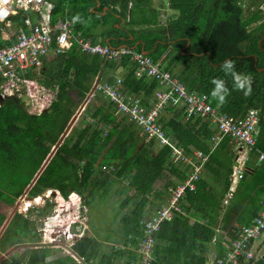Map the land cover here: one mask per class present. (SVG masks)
<instances>
[{
	"label": "trees",
	"instance_id": "16d2710c",
	"mask_svg": "<svg viewBox=\"0 0 264 264\" xmlns=\"http://www.w3.org/2000/svg\"><path fill=\"white\" fill-rule=\"evenodd\" d=\"M49 1L55 4L53 20L74 18L79 31L104 45L110 40L109 44L115 47L125 43L138 52L151 51L148 55L170 70L189 90L213 97L216 85L212 81H223L226 101L221 104L213 97V105L220 112L235 117L244 116L251 108L259 109L257 147L264 151V40L260 46L264 37V13L259 9L264 0L249 5L247 11L243 8L245 0H170V8L179 14L165 23L161 22L157 8L138 12L140 4L151 0ZM98 1L101 7L96 6ZM105 4L110 10L103 15ZM167 8L168 1L162 10ZM27 16L23 10L10 18L16 34L19 28L25 27ZM123 19L126 22L116 27ZM143 19H147L150 26H138ZM4 23L0 21L1 46L5 42L2 39ZM140 39L144 40L145 47L141 42L137 45ZM6 43L12 44L11 41ZM226 61L232 62L234 72L251 77L250 94L245 95L247 85L243 89L236 86L233 72L224 67ZM119 68L124 72L127 92L146 98L145 103L150 105L154 93L161 87L158 80L136 77L135 64L129 56L106 62V58L87 53L77 44L62 53L51 51L44 64L37 67L35 77L39 88L45 91V87L55 94L41 114H30L25 109L32 108L36 102L27 85L15 96H5L7 93L0 87V203L15 207L88 97L69 135L46 167L45 177L41 176L26 195L38 198L52 189L50 183L56 185L55 189L64 198L78 193L84 210L89 209L95 196L101 194L100 198L104 199L115 193L119 202L117 216H122L125 224L124 239L132 235L129 240L137 243L144 237L142 221L168 203V188L178 183L173 177L181 181L187 169L182 170V165L173 161L168 145L163 146L154 138L149 140L144 131L128 120V115L121 116L117 112L116 103L103 89ZM1 79H7L2 71L0 82ZM159 120L167 134L187 153L210 150L212 137L217 132L211 117L187 118L180 104L166 105ZM232 150L233 139L224 137L207 162L196 190H188L182 198V210L162 223L155 235L152 264H205L203 253L216 234L217 220H241V227L248 226L250 223L244 220H253L261 210L264 164H248L244 178L226 206L221 196L214 193L215 184L222 186L221 195L230 188ZM21 164L30 166L29 171ZM55 208L53 201L46 200L43 206L28 208L24 213L16 210L0 238V255L16 245L19 250L2 264H80L72 255L50 259L56 251L62 250L42 243L38 221L51 219ZM6 219L0 211V228ZM224 228L231 239L237 238L241 231L238 226L224 225ZM87 235L85 230L70 247L71 251L83 258L91 254L90 264H105L96 262L99 255L96 239L94 235ZM137 261L138 254L125 248L115 253L109 264ZM248 264H264V255Z\"/></svg>",
	"mask_w": 264,
	"mask_h": 264
},
{
	"label": "built area",
	"instance_id": "2783aa9c",
	"mask_svg": "<svg viewBox=\"0 0 264 264\" xmlns=\"http://www.w3.org/2000/svg\"><path fill=\"white\" fill-rule=\"evenodd\" d=\"M55 4L49 0H0V21L11 25L10 18L19 11L32 13L38 20L34 23L33 18L28 14L25 19V27L18 29L15 42L7 48H0V71L10 78L4 88L5 93L22 90L21 78L13 69L17 63L22 72L30 67H41L43 59L50 51L57 53L65 52L74 44L79 45L83 51L97 54L108 59H118L125 55L134 54L139 60L141 69L148 75L156 77L165 84L167 90L158 92L156 103L146 108L138 100H130L126 93L120 88L122 79L118 77L115 81L106 82L104 92L111 96V99L118 106V112L128 115L131 121L136 122L144 128L149 138L157 139L163 146L169 145L172 148V157L176 162L187 164L192 171L178 184L171 185L168 189V203L162 205L150 218L142 221L144 237L139 243V264H152L153 248L156 232L162 223L171 220L175 212L181 211V200L188 190H195L197 182L201 179L204 166L210 157V153L197 149L187 153L184 147H177L171 143L160 122L162 109L168 104L185 102L187 116L212 115L224 135L231 136L235 142V171L233 180L242 178L248 168V161L254 153H257L258 118L255 114L244 119H234L219 114L215 107L210 104L208 95L198 94L187 90L184 83L173 77L169 72L163 71L155 65L148 55L137 54L131 48L113 49L109 45L94 43L90 37H86L81 31L76 30L75 19L52 20V12ZM33 11V12H32ZM30 27V31L27 30ZM29 87L30 94L36 98L31 111L42 112L52 101V93L45 87V91L39 88V84L30 79L23 78ZM222 136L217 139L220 141ZM258 162L264 163V152L257 153ZM70 235L72 233H69ZM264 235V201L262 208L248 226L242 227L237 238L226 243V253L223 258L217 260L218 264H248L250 260H256L262 256L255 247V241ZM78 262L83 257L73 255Z\"/></svg>",
	"mask_w": 264,
	"mask_h": 264
},
{
	"label": "rangeland",
	"instance_id": "374dc122",
	"mask_svg": "<svg viewBox=\"0 0 264 264\" xmlns=\"http://www.w3.org/2000/svg\"><path fill=\"white\" fill-rule=\"evenodd\" d=\"M165 6L167 7V1L165 3ZM246 7L247 6L243 3L244 10H246L245 9ZM260 10L264 11V7H261ZM112 48L113 49H123V48L127 49L128 47L121 46V47H112ZM134 51L137 54L147 55V54H144L143 52H138L136 50H134ZM97 54L100 55L99 53H97ZM125 56H129L131 58V60L134 62V64H135L134 72H135L136 77H138V78L150 77L151 79L158 80L156 77L148 75L146 72H144L141 69L140 64H139V60L135 57L134 54L125 55ZM125 56H123V57H125ZM151 59L153 60L155 65L159 66L163 71L169 72L173 77H176L171 71L162 67L160 62H155L152 57H151ZM159 83H160L161 87H160V89H158V91H156V95L154 98V104L156 103V101L158 99V92L167 90V87L165 84L161 83L160 81H159ZM96 86H97L96 83H94V88H96ZM120 88L126 93L124 83H123V79H122V84H121ZM117 108H118V106H117ZM60 139H61V137L53 145V147L51 148V152L48 154L46 159L43 161V163L41 164V166L39 167V169L35 173L34 177L32 178V181L26 187L24 193H26V192L29 193L31 188L35 185V183L37 182V180L41 176L45 177L44 172H45L46 167L48 166V164L50 163L52 158L57 155L58 151L60 150V147L63 145L64 140L62 141L61 144H59ZM148 139L151 140L152 138H148ZM48 159H49V161L47 162ZM21 167L24 168L28 172L30 166L27 167V166H24L21 164ZM42 185H45L44 179H42ZM48 185H50L52 187V189H50L49 193H45L44 195H46L49 200L54 201V205L57 206V213L55 214V217L49 219L48 224H45L43 220L38 221L40 231H41V235H42V243H43V245L50 244L52 248H55V249L59 248L60 250H62L60 253H58L56 251L55 255H51L50 259H54L58 255L59 256L74 255L73 252L71 251L73 249L72 248L70 249V247L76 242V240L78 238H81L83 236L84 232L81 231V232H78L77 234H75V233H72L71 235L69 234L67 224L69 222H73V220H77V216L74 213L75 208L73 207V210L68 212V208L66 207V205L67 204H68L67 206L70 205L69 204L70 197L64 198L61 195V193L59 192V190L55 189L56 185L53 186L50 183H48ZM44 195H42L41 198L38 197V198L31 199V200H29V198H27V195H26V197L21 198V200L19 202V206H18L19 211L20 212L21 211L27 212L28 208L43 206L45 204V201L48 200V199H46V200L44 199ZM116 195L117 194H115V193L113 196H112V194H108V196L107 197L105 196L106 198H104V199L100 198L102 196L101 194H99L98 196H95L94 201L92 202L89 209L87 207V208H84V210H82V213H81L82 219L78 220L81 223V226H82L84 231L88 229L92 233H95L94 238L96 239V246H98L99 255L97 256L95 254V255H93V257L96 258V256H97L98 259L100 257L99 260L96 259L97 263L103 262L105 264H109V260L111 258H113L115 253H118V251L125 250V248L128 250L133 249L130 246L131 240H129V238L131 239L132 235H128V237L126 239H124L125 238V236H124L125 224L123 223V220H121L122 216H117L118 203L119 202H117ZM71 196H72L73 200H75V198H77V196L75 194H72ZM81 201L83 203V199ZM15 207L6 205L4 203H0V211L2 213H4L7 217L9 216V214L12 212V210ZM62 210H63V212L60 213ZM59 213L61 214L60 217H59ZM71 213H73V214H71ZM56 215H58V216H56ZM56 224H58V225H56ZM57 228H60L61 231L58 232ZM75 236H78V237H75ZM87 236H92V234L88 232ZM261 238H264V235ZM261 238H259V239H261ZM18 247L19 246L17 245V246H15V248H14V246L12 248L16 249ZM255 247L259 251V254L261 256H263L264 255V245H260V246L255 245ZM17 250H19V249H16L15 251L11 250L5 256H1L2 255L1 254L0 255V264H2V262L4 260H6L7 258H10L11 255L13 253H15ZM89 258L92 259L91 254L89 255V257H85L80 264H90ZM91 264H93V263H91Z\"/></svg>",
	"mask_w": 264,
	"mask_h": 264
},
{
	"label": "crops",
	"instance_id": "0c3cea01",
	"mask_svg": "<svg viewBox=\"0 0 264 264\" xmlns=\"http://www.w3.org/2000/svg\"><path fill=\"white\" fill-rule=\"evenodd\" d=\"M166 1H168V8H167V10H162V9H164V8H166L165 7V3H166ZM257 0H245L244 1V4L247 6L245 9H246V11H247V9H248V7H249V5H252V4H254L255 2H256ZM169 4H170V0H151L150 2H147V3H144V4H140V6H141V8H140V10H138V12H140V11H145V12H149L152 8H157L158 10H159V12H160V15H161V18H162V20H161V22H163V23H165L167 20H169V19H171V18H174V17H177L178 16V14H179V11H176V10H173V9H171L170 8V6H169ZM132 5V3H130L129 4V6H131ZM97 7H101L102 6V3L100 2V1H98V3H97V5H96ZM261 7H264V3L259 7V9L261 8ZM116 8H118L119 9V7L117 6ZM253 8V7H252ZM263 9V8H262ZM92 10L93 11H95V8H92ZM108 10H110V7H109V5L108 4H105V6H104V8H103V11H102V14L103 15H106L107 14V12H108ZM263 13H264V11L263 10H261ZM26 12V11H25ZM32 18H33V21H34V23H38L40 20H38L37 18H36V15H35V17H34V15L32 14V13H29V12H27ZM53 15H54V13H53ZM118 16H120V15H118ZM61 18H63V17H57L56 19H54V21H56V20H58V19H61ZM52 19H53V16H52ZM126 22V20H122L121 21V23H116V27H120L121 25H123V23H125ZM148 20L147 19H143L142 21H140L139 23H137L138 24V26H140L141 28L143 27V26H150V25H148ZM5 24V23H4ZM5 26L6 27H3L2 28V39L5 37V38H8L7 40H4L5 42L2 44V45H8V43H6V41H11V43L13 42V40H15V38H16V31H15V29L13 28V22H12V24L11 25H7V24H5ZM27 32L28 31H30V27H28L27 26V30H26ZM144 40L143 39H140V40H138V42H137V45L141 42V43H143V47H145V43L143 42ZM109 42H110V40H108V45H111V46H113L112 44H109ZM121 46H127V44H125V43H123V44H121L120 46H118V47H121ZM113 47H115V46H113ZM156 47V46H155ZM131 49H133V48H131ZM133 50H135V49H133ZM150 52L151 51H147V50H145V51H143V53L144 54H150ZM165 68V67H164ZM166 69V68H165ZM264 69V68H263ZM263 69H261V70H263ZM170 71V70H169ZM108 77H110V76H108ZM112 77L113 78H111V80L110 81H115L118 77H121L122 79L124 78V72H123V70H122V68H119L117 71H116V73L115 74H112ZM146 78H149V79H151L150 77H146ZM176 78L178 79V80H180L177 76H176ZM104 80H106V81H109V80H107V79H104ZM152 80H154V79H152ZM181 81V80H180ZM182 82V81H181ZM182 83H184V82H182ZM185 84V83H184ZM7 85V81L5 80V79H1V82H0V87L1 88H5V86ZM25 85L23 84V85H21V87H24ZM186 86V85H185ZM125 90H126V88H125ZM187 90H189L188 88H187ZM158 91V90H157ZM190 92H196V93H198V94H206V95H208V100H209V102H210V104H212L213 105V102H214V98L213 97H211L209 94H207V93H201V92H198V91H195V90H189ZM18 94V92H16V91H13V92H11V93H9V94H6L5 96H15V95H17ZM126 95L128 96V98L130 99V100H132V101H134V100H138L139 102H140V104L141 105H143L144 107H146V108H150V107H152L153 105H154V98H155V95H156V92L154 93V96H153V99H152V103L150 104V105H147L146 103H145V101H146V98L144 99L143 97H141V96H137V95H132V94H130L129 92H127V90H126ZM108 97V96H107ZM106 97V98H107ZM108 99V98H107ZM1 100H2V98H1ZM145 100V101H144ZM96 101V100H95ZM106 101V100H105ZM1 102V101H0ZM181 105V107H183L184 108V111H185V113H186V115H187V111H186V105H185V102L184 101H181L180 103H178V104H173V105ZM172 105V104H171ZM214 106V105H213ZM215 107V106H214ZM26 109V111L28 112V113H30V114H35V113H33L32 111H31V108H28V107H26L25 108ZM215 109H216V111L219 113V114H222V115H225V116H227V117H232V118H234V119H244V118H246V117H248V116H250L251 114H255V116L258 118V123H257V125H258V129H259V133H258V136H257V142H258V137H259V135H260V126H259V121H260V117H261V114H260V110L259 109H256V108H251L249 111H247V113L244 115V116H239V117H235V116H230V115H228V114H226V113H224V112H220L219 111V109L217 108V107H215ZM118 112V111H117ZM119 114H121V116H124L125 114H122V113H120L119 112ZM199 117H205V118H207V117H211L212 118V121H213V123H214V127L216 128V134L212 137V145H211V148H210V150H208V151H205V150H203L204 152H206V153H210V157H211V155H212V153L217 149V147L220 145V143H221V141L223 140V138L224 137H226V136H228V135H224L223 134V132H222V130L219 128V126H218V123H217V121H216V119L212 116V115H206V116H202V115H198V116H194V118H199ZM187 118H188V116H187ZM189 118H191V117H189ZM128 120L129 121H131L129 118H128ZM131 122H133V123H135L141 130H142V132L143 133H145V135L148 137V135H147V133L145 132V130H144V128L143 127H141L140 125H138L136 122H134V121H131ZM164 131L166 132V130L164 129ZM166 134H167V132H166ZM168 135V134H167ZM220 136H222V138H221V140L220 141H218L217 142V139L220 137ZM229 137H231V136H229ZM149 138V137H148ZM168 138H169V140L171 141V143H173V144H175L177 147H183V146H179V145H177L174 141H173V139L171 138V136H169L168 135ZM232 138V137H231ZM155 139V138H154ZM233 139V138H232ZM157 140V139H156ZM169 146V145H168ZM170 147V146H169ZM171 148V147H170ZM256 148H257V153H259V152H264L263 150H261V149H259L258 147H257V144H256ZM172 149V148H171ZM232 152H233V154H234V163H233V167H232V172H231V174H230V182H231V185H230V188H229V190H227V191H225V192H223V195H221V193H220V191L222 190V186H219V185H214V187L216 188L215 190H214V193H215V195H217L218 197L219 196H221V198H222V201H223V206H226L227 204H229L230 203V201H231V199L234 197V194L236 193V191H237V187H238V185H239V183H240V181L244 178V176H245V174H244V176L242 177V178H240V179H238V180H233V176H234V171H235V164H236V161H235V142H234V139H233V150H232ZM257 153H254L253 155H252V157H251V159L248 161V164L249 163H252V162H255L256 164L258 163V164H264V163H260V162H258V157H257ZM171 155H172V151H171ZM174 157V156H173ZM172 157V158H173ZM210 157H209V159H210ZM209 159H208V161H209ZM173 161L175 162V163H177V164H181L182 165V170H185V169H187V172H186V176L192 171V167H190V166H188L187 164H183V163H179V162H176L175 161V159H173ZM207 161V162H208ZM207 162H206V164H207ZM206 164H205V166H204V170H203V173H202V177L204 176V171H205V167H206ZM186 176H182V178H180L181 180L184 178V177H186ZM202 177H201V179H202ZM173 179L176 181V183L177 182H179L180 180H178L177 179V177H173ZM181 182V181H180ZM196 188H197V184H196ZM196 188H195V190H196ZM22 197V196H21ZM21 197L19 198V200L16 202V204H15V206L20 202V200H21ZM167 198H168V195H167ZM30 200V199H29ZM264 201V199H262L261 201H260V204H261V208H262V202ZM165 204H167V203H165ZM165 204H162V205H165ZM23 212V211H22ZM24 213V212H23ZM8 218V217H7ZM6 221V220H5ZM4 221V222H5ZM245 222L244 223H252V220H244ZM242 223H241V220H217V225L215 226V235H213V237H212V241H211V243L209 244V248H208V250L207 251H205L204 253H203V255L205 256V259H206V262H205V264H218L217 263V260L219 259V258H223L224 257V255H225V253H226V249H227V247H226V243H228L230 240H231V238H230V235H229V232L224 228V225H226V226H238L239 228H242L241 225ZM243 227H245V226H243ZM87 231L89 232V233H91L92 235H94L95 236V233H92L90 230H88L87 229ZM84 232V231H83ZM239 236V235H238ZM203 237H205V236H203ZM142 240V238L140 239V240H138L137 241V243H133L132 241H131V244H130V246L133 248L132 249V251H134V252H136L137 254H138V261L137 262H131L132 264H139V252H138V248H139V243H140V241ZM155 245H156V237H155V244H154V248H153V251H152V254H153V260H154V253H155ZM255 245H258V246H260V245H264V238H261V239H258V240H256L255 241ZM7 253V252H6ZM6 253H2V255L1 256H5L6 255ZM74 255H76L75 253H73ZM73 256V255H72ZM78 256V255H77ZM99 260V259H98Z\"/></svg>",
	"mask_w": 264,
	"mask_h": 264
},
{
	"label": "clouds",
	"instance_id": "9594fccd",
	"mask_svg": "<svg viewBox=\"0 0 264 264\" xmlns=\"http://www.w3.org/2000/svg\"><path fill=\"white\" fill-rule=\"evenodd\" d=\"M54 9H55V7H54ZM54 9H53V11H54ZM52 16H53V13H52ZM66 18H69V17H66ZM66 18H61V19H66ZM70 19H74V18H70ZM53 20V19H52ZM59 20V19H58ZM76 20V19H75ZM57 21V20H56ZM56 21H54L53 20V22H56ZM76 26H77V21H76ZM76 30L77 31H79L78 29H77V27H76ZM83 34V33H82ZM84 35V34H83ZM85 36V35H84ZM87 37V36H86ZM91 38V37H90ZM8 38H5L4 37V39L3 40H7ZM92 39V38H91ZM93 40V39H92ZM13 42H15V40H13ZM13 42H12V44H13ZM93 42L94 43H101V42H96V41H94L93 40ZM102 44V43H101ZM11 45V44H10ZM10 45H0V48H7V47H9ZM104 45V44H103ZM110 47H113V46H111V45H109ZM72 47V46H71ZM126 47H129V46H126ZM130 48V47H129ZM82 49V48H81ZM69 50V49H68ZM67 51V50H66ZM51 52V51H50ZM49 52V53H50ZM88 53V52H87ZM91 54V53H90ZM46 58V56L44 57V59ZM44 59H43V64H44ZM107 59V58H106ZM224 67H225V69L226 70H228V71H232L233 72V75H234V78H235V80H236V86L238 87V88H241V89H243L244 87H245V85H247L248 86V90L245 92V95H248V94H250V92H251V77H248V76H243V75H241V74H239V73H236V72H234V65L232 64V62L231 61H226L225 62V65H224ZM13 69H14V71H15V73L17 74V76H19L20 78H21V85H26V83L23 81V78H25V79H30V80H32V81H35V82H37L38 84H39V81H38V79L35 77V75H37V68H35V67H30V68H28L27 70H26V72H24V74L23 73H21V74H18V72H22L23 70H21L20 69V67L18 66V64L17 63H14L13 64ZM36 70V71H35ZM4 75V74H3ZM5 76V75H4ZM6 77V76H5ZM8 79H10V78H7V79H5L7 82H8ZM110 82H112V81H110ZM212 83L213 84H215L216 85V87L213 89V91H212V95H213V97H215V98H218V101L222 104V103H224L225 101H226V95H227V92L225 91V88H224V83H223V81H221V80H218V79H216V80H213L212 81ZM55 98V94H53L52 93V100ZM45 110V109H44ZM43 110V111H44ZM42 111V112H43ZM118 111V110H117ZM42 112H40V113H37V111H33V113H35V114H41ZM182 181V180H181ZM180 182V181H179ZM178 182V183H179ZM177 183V184H178ZM176 185V184H175ZM50 192V190H48L46 193H49ZM60 192V191H59ZM45 194V193H44ZM43 194V195H44ZM72 194H75L76 196H77V198H75V200H73V198H72ZM72 194H70V199H69V206H67L66 205V207L68 208V212H70V211H72L73 210V207L75 208V210H74V213L76 214V216H77V220H73V222H69L67 225H68V232L69 233H75V234H77L78 232H81V231H84L83 230V228H82V226H81V223L78 221V220H81L82 219V217H81V213H82V210H83V207H82V198H81V196L78 194V193H72ZM40 198L42 197V196H39ZM68 197V198H69ZM34 199V198H33ZM44 199L46 200V199H48V197L46 196V195H44ZM31 200V199H30ZM49 200V199H48ZM51 201H53V200H51ZM54 202V201H53ZM64 205V204H63ZM63 212V210L60 212V213H62ZM57 213V206H56V208H55V210H54V213H53V215H52V218L53 217H55V214ZM59 213V217L61 216V214ZM71 214H73V213H71ZM56 216H58V215H56ZM44 221V223L45 224H48V221L49 220H43ZM56 225H58V224H56ZM57 231L58 232H60L61 230H60V228H57ZM75 237H78V236H75ZM232 240V239H231ZM80 263V262H79Z\"/></svg>",
	"mask_w": 264,
	"mask_h": 264
},
{
	"label": "water",
	"instance_id": "95a60500",
	"mask_svg": "<svg viewBox=\"0 0 264 264\" xmlns=\"http://www.w3.org/2000/svg\"><path fill=\"white\" fill-rule=\"evenodd\" d=\"M263 40H264V37H263V39L260 41V46L262 45ZM106 62H107V59H106ZM104 68H105V66L103 67V69H102V71H101V73H100V75H99V78H101V76H102V74H103V72H104ZM91 93H93V92H91ZM87 102H88V97H87V99L85 100V102L81 105V107L79 108V110L77 111V113L75 114V116L73 117V119L71 120V122L69 123L68 127H67V128L65 129V131L63 132V134H62V136H61V139H60V141H59V144H61L62 141L66 138V136L70 133L72 127H73L74 124L76 123V120H77L79 114H81V112H82V110L84 109V107H85V105L87 104ZM48 161H49V159L47 160V162H48ZM27 191H28V190H27ZM27 193H28V192H26L24 195H22L21 198L26 197V194H27ZM27 198H29V199H33L32 197H28V196H27ZM18 206H19V203H18V204L16 205V207L12 210V212L9 214L8 218L6 219V221H5V222L3 223V225L1 226V228H0V238H1V236L3 235L4 231L6 230V228H7L8 224H9V222H10L11 219H12V217L15 215L16 210H18ZM16 246H17V245H16ZM14 248H15V246H14ZM16 249H17V248H16ZM16 249H13V248L11 247V248L7 251V253H9L11 250L15 251ZM7 253H6V254H7Z\"/></svg>",
	"mask_w": 264,
	"mask_h": 264
}]
</instances>
